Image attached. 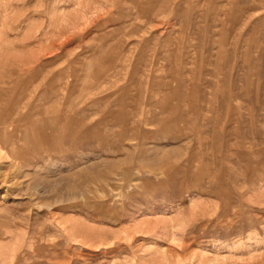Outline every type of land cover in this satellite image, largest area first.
I'll return each instance as SVG.
<instances>
[{
	"label": "rangeland",
	"instance_id": "374dc122",
	"mask_svg": "<svg viewBox=\"0 0 264 264\" xmlns=\"http://www.w3.org/2000/svg\"><path fill=\"white\" fill-rule=\"evenodd\" d=\"M0 90V264H264V0H0Z\"/></svg>",
	"mask_w": 264,
	"mask_h": 264
},
{
	"label": "bare ground",
	"instance_id": "6f19581e",
	"mask_svg": "<svg viewBox=\"0 0 264 264\" xmlns=\"http://www.w3.org/2000/svg\"><path fill=\"white\" fill-rule=\"evenodd\" d=\"M1 91V90H0ZM3 91V90H2ZM6 125V124H5ZM4 127V125H3ZM5 145V140L4 139H0V151H3V147ZM4 157V154H0V159H2Z\"/></svg>",
	"mask_w": 264,
	"mask_h": 264
}]
</instances>
